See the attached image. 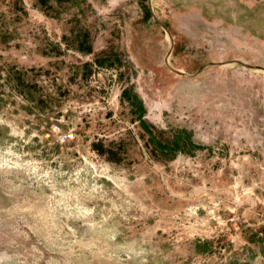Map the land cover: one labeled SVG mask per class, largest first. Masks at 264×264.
Returning <instances> with one entry per match:
<instances>
[{
	"label": "rangeland",
	"instance_id": "374dc122",
	"mask_svg": "<svg viewBox=\"0 0 264 264\" xmlns=\"http://www.w3.org/2000/svg\"><path fill=\"white\" fill-rule=\"evenodd\" d=\"M0 264H264V0H0Z\"/></svg>",
	"mask_w": 264,
	"mask_h": 264
},
{
	"label": "built area",
	"instance_id": "2783aa9c",
	"mask_svg": "<svg viewBox=\"0 0 264 264\" xmlns=\"http://www.w3.org/2000/svg\"><path fill=\"white\" fill-rule=\"evenodd\" d=\"M58 131L61 132V129L57 127ZM65 138L68 139V135L65 134Z\"/></svg>",
	"mask_w": 264,
	"mask_h": 264
}]
</instances>
